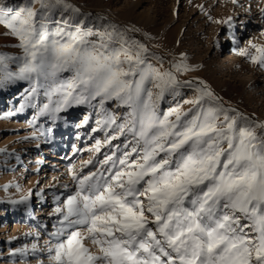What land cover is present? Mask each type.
<instances>
[{
    "label": "snow or ice",
    "instance_id": "snow-or-ice-1",
    "mask_svg": "<svg viewBox=\"0 0 264 264\" xmlns=\"http://www.w3.org/2000/svg\"><path fill=\"white\" fill-rule=\"evenodd\" d=\"M89 18L68 0L0 7V35L22 52H0V87L27 81L26 102L43 89L47 102L31 105L37 116L55 119L83 104L97 109L106 136L94 153L125 138L95 171L84 170L92 158L68 168L51 264H264V120L227 104L202 79L181 80L192 70L184 54L165 67L130 30L90 26ZM252 47L254 54L241 48L238 55L264 68V47ZM184 89L191 97L162 112L161 102ZM108 102L126 111L118 116Z\"/></svg>",
    "mask_w": 264,
    "mask_h": 264
},
{
    "label": "rangeland",
    "instance_id": "rangeland-1",
    "mask_svg": "<svg viewBox=\"0 0 264 264\" xmlns=\"http://www.w3.org/2000/svg\"><path fill=\"white\" fill-rule=\"evenodd\" d=\"M68 2L90 14L87 21L90 26L112 22L130 30V35L150 52L163 58L165 67L184 54V62L192 70L182 73L181 80L202 79L227 104L253 120H264V68L238 55L241 48L254 54L252 45L264 47V0ZM27 3L29 0H0V7L15 10ZM60 15L56 12L53 19H60ZM3 32L5 29L0 27V33ZM15 44L14 38L0 35V52L22 55ZM10 67L15 69V65ZM70 75L64 73L61 78ZM0 88L7 89L0 92V264H51L48 247L50 241H55L50 234L55 231L53 225L58 219L55 208L70 191L63 187L70 182L68 168H79L92 158L94 164L84 170L95 171L100 167L96 161L111 154L116 145L123 149L125 138L120 137L112 141V147L104 146L99 154L94 153L96 141L103 142L106 136L104 130H99L97 120L101 117L97 109L83 104L57 114L55 119L37 116V108L31 105L47 102L43 89L36 95V103H28L27 81H13ZM183 92L182 97L167 96L160 104L161 111L192 95L187 89ZM105 107L118 116L126 111L116 109L115 102H108ZM85 116L89 117L87 123ZM93 128L98 130L93 132ZM108 132L111 134V130ZM30 189L32 195L27 203H12ZM85 243L93 252L97 251L90 242ZM19 249L26 252L22 254Z\"/></svg>",
    "mask_w": 264,
    "mask_h": 264
},
{
    "label": "bare ground",
    "instance_id": "bare-ground-1",
    "mask_svg": "<svg viewBox=\"0 0 264 264\" xmlns=\"http://www.w3.org/2000/svg\"><path fill=\"white\" fill-rule=\"evenodd\" d=\"M12 2H13V1H12ZM238 58H239V57H238ZM21 81H23V80H21ZM23 83H24V82H23ZM6 90H7L6 88H0V92H1V91H6ZM35 100H36V97H35L34 99L31 98V97H29V98H28V101H29L28 103H33ZM34 103H36V102H34ZM29 107H31L30 104H29ZM38 143H39V142L37 141V144H38ZM34 144H36V143H34ZM38 146H39V145H38ZM39 147H40V146H39ZM39 147H38V148H39ZM51 147H52V146H51ZM51 147H50V150H51ZM48 148H49V147H48ZM53 148H54V147H53ZM56 149H57V148H56ZM46 150H47V149H46ZM28 151H29V150H28ZM34 153H35V152H34ZM32 156H33V155H32ZM30 158H31V157H30ZM30 158H29V159H30ZM12 205H13V204H12ZM12 207H13V206H12Z\"/></svg>",
    "mask_w": 264,
    "mask_h": 264
}]
</instances>
